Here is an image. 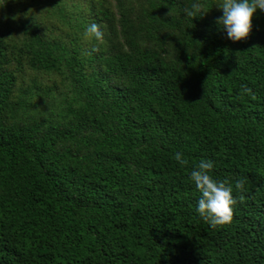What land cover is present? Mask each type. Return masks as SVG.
Wrapping results in <instances>:
<instances>
[{
    "label": "trees",
    "instance_id": "trees-1",
    "mask_svg": "<svg viewBox=\"0 0 264 264\" xmlns=\"http://www.w3.org/2000/svg\"><path fill=\"white\" fill-rule=\"evenodd\" d=\"M136 1L0 0V264H264V12L233 42L222 0ZM201 159L245 181L229 225Z\"/></svg>",
    "mask_w": 264,
    "mask_h": 264
},
{
    "label": "clouds",
    "instance_id": "clouds-1",
    "mask_svg": "<svg viewBox=\"0 0 264 264\" xmlns=\"http://www.w3.org/2000/svg\"><path fill=\"white\" fill-rule=\"evenodd\" d=\"M216 7L222 10L223 15L218 17L215 23L220 30L226 31L227 38L233 42L245 40L252 29L253 16L257 10L264 12V0H222ZM187 18L193 20L202 17L207 11L199 0L192 3L190 7L183 9ZM171 10L168 13L171 16ZM85 38H95L97 41L103 40L101 25L93 22L85 30ZM95 50V49H94ZM241 95L254 97V93L247 85L242 86ZM181 166L188 164L183 157V153L177 152L173 157ZM214 162L212 160L201 159L190 172V179L200 193L196 212L199 217L211 228L226 226L233 221L234 206L242 203L245 196L241 194L237 199L234 190L243 193L244 180H237L233 185L228 180H218L212 175Z\"/></svg>",
    "mask_w": 264,
    "mask_h": 264
},
{
    "label": "rangeland",
    "instance_id": "rangeland-1",
    "mask_svg": "<svg viewBox=\"0 0 264 264\" xmlns=\"http://www.w3.org/2000/svg\"><path fill=\"white\" fill-rule=\"evenodd\" d=\"M108 1H110L111 3H112V0H108ZM131 1V3H133V5H136L137 3V1L136 0H130Z\"/></svg>",
    "mask_w": 264,
    "mask_h": 264
}]
</instances>
